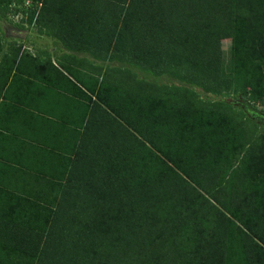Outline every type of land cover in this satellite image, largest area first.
I'll return each mask as SVG.
<instances>
[{"label": "trees", "instance_id": "trees-1", "mask_svg": "<svg viewBox=\"0 0 264 264\" xmlns=\"http://www.w3.org/2000/svg\"><path fill=\"white\" fill-rule=\"evenodd\" d=\"M25 1L0 0V16L22 13L18 25L31 23L41 0ZM104 1L88 32L103 36L102 57L121 67L105 73L114 85L89 88V98L101 97L108 115H89L53 195L31 207L22 195L4 200L27 210L16 220L40 230L34 246L13 245L29 262L19 255L0 264H264V133L243 112L199 114L190 109L196 92L147 81L166 75L264 101V0ZM223 34L232 36L227 62ZM19 53L11 45L0 57L8 75ZM92 121L113 125L111 137L92 139Z\"/></svg>", "mask_w": 264, "mask_h": 264}, {"label": "crops", "instance_id": "crops-1", "mask_svg": "<svg viewBox=\"0 0 264 264\" xmlns=\"http://www.w3.org/2000/svg\"><path fill=\"white\" fill-rule=\"evenodd\" d=\"M41 1L37 4L40 15L25 22L27 29L18 25L22 19L16 22L0 16V26L14 30L8 36L0 27V57L11 45L20 48L10 75L0 64V200L11 199L17 191L29 195V200H36L33 195L38 189L39 199L54 194L51 187L67 176L73 150L83 133L88 134L89 115H108L98 102L101 97L89 98V88L114 85L113 80L105 82V73L121 67L119 61L102 57L98 40L103 36L88 32V24L98 23L94 11L104 0ZM50 1L55 2L53 10ZM85 7L91 8V16ZM89 39L97 40L94 46ZM17 172L22 176L16 181L11 176ZM13 208L8 214L0 211L2 217H12L2 221V238L15 247L34 246L40 227L16 220L27 210L21 207L25 213L20 215L22 209ZM18 257L12 258L17 261ZM22 262L29 261L20 254Z\"/></svg>", "mask_w": 264, "mask_h": 264}, {"label": "rangeland", "instance_id": "rangeland-1", "mask_svg": "<svg viewBox=\"0 0 264 264\" xmlns=\"http://www.w3.org/2000/svg\"><path fill=\"white\" fill-rule=\"evenodd\" d=\"M29 3H31V0H30ZM50 7H51V10L55 9V2H51L50 1ZM102 8L103 7H100V6L97 7L96 11H94V16L100 15V13L103 11ZM86 13L89 16H91L90 15L91 14V8L90 9L86 8ZM22 15H23L22 13H19V14L10 13V14H7L6 16L11 17L14 21L18 22V21H20L22 19ZM25 15L26 14H24V16ZM53 15H56V13H54ZM0 27H3L5 29L4 30L6 32L5 35L8 34V36H12L11 33L13 34V32H14L13 29L11 31L10 30L11 28L6 27L5 24H1ZM27 27H28V25H26V24L24 25L23 24V28L27 29ZM25 29L23 31H26ZM220 39H221V44H222L224 57H225L226 62H227L228 59H229V53H230L229 50H230V46H231V42H232V36L230 34H223L220 37ZM135 71H136V73H138V76H141L139 71L138 72H137V70H135ZM147 81L150 82V83H154L155 85L161 86V87H164V86H176V87H179V88H182V89H186V88L187 89H191L190 91L196 92L198 94L199 98H200V101L197 104H194V105L190 106V109H191V111L192 110L193 111L196 110L199 114L201 112H203L202 113L203 115H229L230 116V115H235L234 113L243 112V114H244L243 117H246V118L250 119L251 121L255 122L257 124V126L259 127V129L264 133V101L260 98L261 97L260 94H258L256 96L257 98L254 101H251L248 98H244L243 94H241V93H239V94H232L231 93V94H226V95L213 94V93H209V92L204 91L199 86H194L191 83L181 82V81L176 80V79H171L170 77H168L166 75H161V76L157 75L156 77L155 76H150V77H147ZM246 84H247L248 87H250L249 83H246ZM154 97L161 98L162 100H164L166 102V105H164L162 107V109H165V108L169 109V107H170L169 106V104H170L169 96H167L165 93L159 91V93H156V95H154ZM212 101L213 102L214 101H224V103L228 107L226 109H224L222 107L214 106L211 103L210 104L206 103V102H212ZM174 113L178 114L179 111H176ZM102 121H101V123H102ZM113 122L116 124V122L114 120H113ZM114 126H116V128L118 130H119V128H121L117 124L114 125ZM114 126L112 125L111 128L115 129ZM107 128H109V127H107ZM107 128L98 127L96 122L92 121L91 125L89 124V136H90V134H92L93 135L92 139H93L95 134L96 135H101V136L105 135V139H107V138L111 137V135H112L111 128H110V130L109 129L107 130ZM95 137H97V136H95ZM19 175L22 176L21 174H19L17 172L15 174H13L11 177L14 178L17 181V179L19 178ZM15 180H14V182H15ZM50 187H51V185H50ZM20 191H21V189H20ZM17 193H18V195H22L23 196V199H22L21 202H23V204L25 202L27 205L30 204V207L31 206H35L36 202L37 203L40 202V199L37 198L38 197V193H39V189H38L37 193H35L33 195V198H35L36 200H30V203H27V200H25V198H28L29 195H27L25 193H22V192H19V191L16 192V195H13L14 194V192H13L10 195L11 199L10 200L7 199V200L18 204L20 201H19V198L17 196ZM0 206H1L0 207V211L1 212H3V208L6 211V212H3V213H7L8 214L10 212V211H8L9 208L7 207V205H6L4 200H0ZM23 213H25V212L21 211L19 214L21 215ZM1 215H3V214H0V258L4 257V259H8L10 261V258L18 257V255H20L22 253H16L15 250H14L13 242L10 241L9 244H8V241H6L4 239V237L2 238V236H3L2 234H4V233L1 231V229H2L1 225H2V221L6 220V219H4ZM22 219H23V216H22ZM8 220H10V219H8ZM22 223H23V221H22ZM36 234L37 233L35 232V235ZM4 245H7L9 247H13V250L12 251L10 250L8 252L9 255H5V251L3 250V246Z\"/></svg>", "mask_w": 264, "mask_h": 264}, {"label": "built area", "instance_id": "built-area-1", "mask_svg": "<svg viewBox=\"0 0 264 264\" xmlns=\"http://www.w3.org/2000/svg\"><path fill=\"white\" fill-rule=\"evenodd\" d=\"M26 3V5L28 6V5H30L31 3H29L30 2V0H27V1H25Z\"/></svg>", "mask_w": 264, "mask_h": 264}, {"label": "water", "instance_id": "water-1", "mask_svg": "<svg viewBox=\"0 0 264 264\" xmlns=\"http://www.w3.org/2000/svg\"><path fill=\"white\" fill-rule=\"evenodd\" d=\"M21 32H23V31H17L18 34H20Z\"/></svg>", "mask_w": 264, "mask_h": 264}]
</instances>
